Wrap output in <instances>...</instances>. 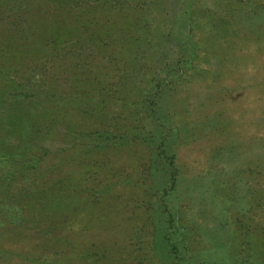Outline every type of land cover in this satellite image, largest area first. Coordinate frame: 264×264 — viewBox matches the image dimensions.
<instances>
[{"label": "rangeland", "instance_id": "1", "mask_svg": "<svg viewBox=\"0 0 264 264\" xmlns=\"http://www.w3.org/2000/svg\"><path fill=\"white\" fill-rule=\"evenodd\" d=\"M26 140L0 264H264V0H0V154Z\"/></svg>", "mask_w": 264, "mask_h": 264}, {"label": "trees", "instance_id": "2", "mask_svg": "<svg viewBox=\"0 0 264 264\" xmlns=\"http://www.w3.org/2000/svg\"><path fill=\"white\" fill-rule=\"evenodd\" d=\"M145 29H147L146 26H144ZM136 41H139V38L136 39ZM144 44H148V46H156L154 45V41H151L147 35L145 36L144 39ZM63 46V45H61ZM153 47L151 49H153ZM64 51V49H63ZM155 55V54H153ZM155 57V56H154ZM84 74V73H83ZM93 84V82H92ZM97 84V83H96ZM40 104H41V109L43 105L45 104L39 103L38 106L35 108L36 111L32 114V117L29 118V123L34 125V120L33 119H40ZM38 111V112H37ZM35 116V117H34ZM21 121V120H20ZM38 121V119H37ZM40 122V121H39ZM40 131V130H39ZM135 136L140 135V130L134 131ZM94 133V132H93ZM92 133V134H93ZM42 137H44L47 134V131L42 130L41 131ZM127 140L124 138L123 135H117L113 134L111 132H96V136L91 140V151H96L98 152L103 146H120L124 144ZM35 146L31 140H26V142L21 146V147H15L14 151L11 153L10 149L8 151H5L0 154V165H3L6 167L8 170L6 172L5 176V181L6 183L11 184L13 179V188L18 187L21 190H25L27 186V183L30 181L32 174L37 171L40 167L41 164L43 163V159L47 156H49L48 153H43V156H40L37 154V152L34 150ZM43 157V159H42ZM57 161L59 159L55 158ZM16 167V168H15ZM20 182V184H18ZM34 182L28 183V188L30 190L33 189L32 185ZM173 182L170 185V188L172 189L173 187ZM170 188L164 190V192L167 193V195L170 192ZM169 236V235H167ZM173 249L176 252V245H172ZM230 245L221 243L220 245V253L217 255L213 256L211 259H207V264H263L262 261L259 259V251L255 247L252 252H251V257H253L251 260H243L244 258L238 257L235 252H232V248L229 247ZM232 253V254H231ZM231 261H229V259ZM256 258V259H255ZM206 263V262H205Z\"/></svg>", "mask_w": 264, "mask_h": 264}]
</instances>
